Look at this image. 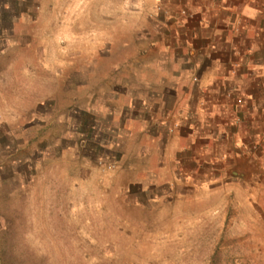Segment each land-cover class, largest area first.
<instances>
[{"label":"rangeland","instance_id":"obj_1","mask_svg":"<svg viewBox=\"0 0 264 264\" xmlns=\"http://www.w3.org/2000/svg\"><path fill=\"white\" fill-rule=\"evenodd\" d=\"M178 5L0 0V264H264V133H192Z\"/></svg>","mask_w":264,"mask_h":264},{"label":"crops","instance_id":"obj_2","mask_svg":"<svg viewBox=\"0 0 264 264\" xmlns=\"http://www.w3.org/2000/svg\"><path fill=\"white\" fill-rule=\"evenodd\" d=\"M178 8V25L182 35H186L184 43L198 48L199 55L213 56V65L205 70L210 72V79L201 82L208 90L194 96V110L184 108L185 117L192 111L197 119L192 133L206 138L217 136L220 140L222 133L218 132H226L225 127L241 111L248 127L237 126L230 132H249L251 137H260L264 133V0H179ZM219 73L227 79L228 86L243 85L247 89L238 90L232 98L218 95L216 88L222 79H218ZM240 91L247 99L244 105L235 107ZM258 104H263L259 110ZM247 145L246 150L252 147L249 142Z\"/></svg>","mask_w":264,"mask_h":264},{"label":"built area","instance_id":"obj_3","mask_svg":"<svg viewBox=\"0 0 264 264\" xmlns=\"http://www.w3.org/2000/svg\"><path fill=\"white\" fill-rule=\"evenodd\" d=\"M208 47H210V45H208ZM236 103H237V105L241 106V105H244L245 101L242 97H239L236 99Z\"/></svg>","mask_w":264,"mask_h":264}]
</instances>
